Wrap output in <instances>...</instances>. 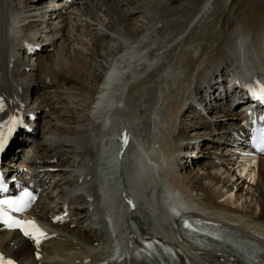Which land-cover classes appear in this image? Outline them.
Returning <instances> with one entry per match:
<instances>
[{
    "label": "bare ground",
    "instance_id": "bare-ground-1",
    "mask_svg": "<svg viewBox=\"0 0 264 264\" xmlns=\"http://www.w3.org/2000/svg\"><path fill=\"white\" fill-rule=\"evenodd\" d=\"M174 1L178 5L168 9ZM215 1L202 0L193 16L186 12L189 23L183 26L178 41L166 39L165 32V37L149 50V59L140 62L139 67L129 64L130 69L128 64L124 68L121 65L123 59L120 58L125 57L123 52L126 51L122 49L131 48L133 40L143 38L139 36L142 29H146L143 26L147 27L157 13H164L163 10H169L168 19L181 22L184 20L182 15L170 16L179 14V9L185 7L187 11L194 0H78L71 12L58 13L57 19L48 26L38 22L33 4L22 0H0V97L5 112L7 115L15 113L17 97H22L25 90L31 89L28 109L42 118L41 126L49 131L48 135L37 134V139L21 147L16 155L10 152L9 157L15 161L8 169L18 172L23 167V175L31 174L37 179L52 177L53 173L59 204L66 199L69 203L82 205L79 201L81 196L87 199L90 206L87 209L81 206V215L70 213L66 224H52L48 215L54 211L55 204L52 205L51 197L40 196L27 211L29 217L42 222L47 230V238L38 248L40 258L36 259L34 252L37 248L31 241L19 236L16 231L4 229H0L1 253L20 264L127 262V254H130L128 217L141 223L146 234H169L164 223L168 215L155 201L162 198L165 179L189 198L194 209L206 216L216 217L217 221L240 233L258 232L264 235V176L261 178L258 173L259 168L264 167V157L257 162L256 168L248 170L245 175L256 187L261 185V192L253 196L254 203L259 206V211L254 212L243 209V205L241 208L231 206L238 200L235 196L240 188L235 173L237 170L239 174L244 173L250 162L237 163L234 172L232 163L228 161L233 159L232 153L214 156L215 160L207 159L208 155L201 154L202 148L192 144L195 134L196 139L204 136L211 143L221 142L219 133H224L226 127L235 124V112L225 105L229 91L215 83L218 74L222 77L232 65L237 68L241 63L243 66L251 63L256 72L264 74V0H245L244 5H236L229 10V27L224 31L223 39L217 40L218 46L213 49V54L205 55L203 51L194 57L189 55L185 59L187 64L180 63V73L177 72L179 63L170 66L177 59L178 42H187L184 33L190 32L210 13ZM139 2H143L142 6L138 5ZM121 4L123 7H120ZM111 11L116 13L117 18L113 16L108 23L111 16L107 15L108 21L104 23L102 16ZM140 11L142 13L135 19ZM49 14L52 13H48L46 18H50ZM40 35L51 36L48 39L38 38L37 42L51 43L52 49L47 53L42 50L41 54L33 56V60H23L20 56L23 44ZM104 39L115 40L108 52L103 49ZM74 48L76 51L70 62L71 49ZM182 50L178 54L183 53L186 57L187 51ZM63 51L68 54L63 55ZM240 53L245 58H237ZM41 55L42 60L38 58ZM126 60L125 57L124 62ZM113 74L114 79L109 81L108 76ZM204 79L208 85L205 88L206 97L201 93L205 86L200 82ZM167 87L169 91L166 92ZM192 91L199 97L204 113L190 106L189 112L182 115L181 107L190 105ZM181 116L184 117L181 119ZM225 119L227 122L223 123ZM134 140L141 146L146 162L151 161L158 170L157 176L147 178L148 175L134 173ZM178 145L184 147L188 156L196 157L198 163L195 162L194 166H198V172L189 171L187 176L186 169L191 170L189 167L193 162L177 154ZM219 146L217 143L216 151ZM226 150H230L229 145H226ZM22 156L24 158H20ZM173 156V170L164 168V163ZM234 158L238 160L237 156ZM199 168L202 170L199 171ZM35 171L37 173L34 174ZM191 180L194 181L193 187L189 184ZM205 180L213 183L207 186ZM233 186L237 187L235 191ZM99 191L106 194V202L101 204L104 213L110 214L111 218L110 230L97 222L101 236L79 222L86 211L101 218L96 216L101 214ZM193 191L197 192L194 194ZM152 198L153 203H150ZM216 198H222L223 202L218 203ZM126 199H131L135 205L130 207ZM155 206L163 217V220L158 219L161 221H158V227L151 224L149 218V214L156 211ZM151 219L156 220L154 217ZM147 223L148 228L145 227ZM69 224L75 226L69 228ZM173 238L180 243L182 256L191 258L193 264H216L206 259L210 252H203V256L197 248L185 246L177 236Z\"/></svg>",
    "mask_w": 264,
    "mask_h": 264
},
{
    "label": "rangeland",
    "instance_id": "rangeland-1",
    "mask_svg": "<svg viewBox=\"0 0 264 264\" xmlns=\"http://www.w3.org/2000/svg\"><path fill=\"white\" fill-rule=\"evenodd\" d=\"M123 1H125V0H123ZM137 1H139V0H134V2H137ZM246 1L245 0H216L212 4V8H210V13L207 14L206 17L204 16L201 19V22H198V24L196 26L192 27L190 29L191 30L190 32H187L186 31L184 33L185 36L187 35L186 37L184 36L187 42H184V43L183 42H178L179 45L177 47V51H176V55H175L177 59H175V63L174 64H170V66H173V65L175 66V65H177L179 63V67L177 69V72L180 73L181 70H182V67H180V63L182 62V65L183 64L185 65V63H186L185 59L188 58L189 55H192L194 57L195 55L200 54L203 51L205 52V55L213 54L212 53L213 52V49L216 46H218L217 40L218 39H223L224 31L229 27V22H228V19H227L229 10L232 7L236 6V5H240V6L241 5H244ZM201 2H202V0H194V2L192 4L188 5V10L187 11L185 10L186 9V7H185V8L179 9V12H180L179 14L173 15V17L170 16L171 18H175V17H177L179 15H182L183 16L182 18H184V20H182L181 22H178V23H176L175 20H171V19H168L167 18L168 17L167 15H169V10H167V11L163 10L164 11V13L162 12L163 14H160L159 13V15H158V13H157L154 16L155 18H153L151 20V22H149L146 25L147 27H144L143 26V28H146V29H144V30L142 29V33L139 34V36H141V37L143 36V38L133 40L131 42L132 43V47L134 45L133 48L132 47L130 48L129 46H127V47H124L122 49V50H125L126 49V51H124L123 53L125 54V57L127 59L126 60L127 62H124L125 61V57L124 58L123 57L120 58V59H123V61L121 62L122 63L121 65H123V68H124V65L125 64L126 65L128 64L127 66L130 69H131V67H130L129 64H131L132 66H135V67H139L141 65V63L147 61L149 59V57H148L149 50L154 46V43H156L157 41H159L160 39H162V37H165V36H163V34L165 32H167V35H168V36L166 35V39H169V40L176 39L175 41H178L177 40V37L179 36V33H181V31L183 30L182 29L183 26L184 25H187L189 23L188 20H187V18H188L187 17V13H190V16H193L196 13L197 8L201 4ZM221 2H223V3H221ZM142 3L143 2H139L138 5L139 6H142ZM148 3L149 2H147V4ZM109 5L110 4L108 3V6ZM177 5H178V2L174 1L167 8L169 9L170 7H173V6L175 7ZM126 6H128L127 3H126ZM120 7H123V4H121ZM146 12L147 11H145V13ZM141 13H142L141 11L138 12L137 16H135V19H137L138 16H140ZM217 13H218V15H217ZM235 13H237V11H235ZM115 14L116 13H114V11H111L110 14H106V16H105L106 18L104 16H102L103 18L102 17L101 18H102V20H104L103 22L105 23V22L108 21V19H111L113 16H114V19H116L117 18V15H115ZM107 15L108 16L110 15L111 17H108ZM160 16H163L164 18H161ZM107 17H108V19H107ZM111 21H112V19L108 23H110ZM128 22H130V21H128ZM188 36H189V38H188ZM193 39H199V41H193L192 42ZM114 41H115L114 39H109V40L104 39V43H102L103 44L104 52H108L109 49H112L111 47H113L112 45L114 44L113 43ZM142 41H144V44H142L143 43ZM104 44L106 45V47L104 46ZM188 46H190V47H188ZM184 47H186V49L182 50ZM192 47H194V48H192ZM200 48H204V49L200 50ZM103 49L101 50V52L103 51ZM181 50L182 51H187L188 55L186 57H185V55L183 53L179 55L178 53L181 52ZM71 51H72V55L70 57V62H72V59L71 58L74 56L76 49L75 48L74 49H71ZM67 54H68L67 51H63V55H67ZM132 58H134V59H132ZM39 59L42 60V57L40 56ZM165 61H166V59H165ZM111 63L113 65V61ZM45 66H46V64L43 65L42 70L44 69ZM162 66H164L163 63H162ZM120 68H122V66ZM120 68H118V69H120ZM167 68H169V67H167ZM107 71H109V70H107ZM134 78H137L138 81L141 80L140 77H134ZM169 78H170V76H169ZM168 91H169V89H168ZM34 102H37V100L34 101ZM216 104H219V103H216ZM219 106H221V104H219ZM35 107H36V103L34 105V108ZM60 109H61V107H60ZM33 113H35V111H33ZM56 113H58V111H56ZM56 117L57 118H60L58 115H56ZM183 117L184 116H181V119ZM196 121H197V119H196ZM182 125H183V121H182ZM203 131H205V130H203ZM189 132L190 131H187V133H189ZM45 134L48 135L49 134V131L45 132ZM185 134H186V130H185ZM177 136H179V135H177ZM196 137H197V134L193 135L192 136V140H196ZM177 141L178 142L180 141L179 137H178ZM209 141H210L209 139L204 138L203 141L199 143V148H202L203 153L206 154V155L207 154L210 155L211 158H212V160H213V155L215 156V152H218V154H216L217 156H220L221 155L220 149L222 148V146H219L218 151H216L215 147H216L217 143H211V141L210 142ZM219 152H220V154H219ZM98 157H99V155H98ZM20 158H24V157L22 156ZM195 158L196 157H194V158L193 157H190L189 158V161H191L193 163H191V165L189 167V168H191V170L190 169H186V173L189 172V171L198 172V168H197L198 166H194L195 165V162L198 163V160H196ZM184 159H186V158H184ZM70 160L71 159L68 158V162H70ZM181 161H182V159H181ZM98 163L101 164L100 163V160L98 161ZM109 168L111 169L112 167H109ZM201 170H202V168H199V171H201ZM258 173H259V176H261V178H262L264 176V167H260ZM187 176H189V174ZM261 178L259 179L260 183H261ZM193 183H194V181L191 180L190 183H189V184L192 185L191 187H193V185H194ZM205 183H206L207 186H210V184H212L213 181L211 183L209 181L208 182L206 181ZM237 183H238V186H240V188L236 191V196L235 197H237V199L239 200V202H238V200H236L235 204L234 203H232V204L230 203L231 206L238 205V206H240L239 208H241V205H243V207H242L243 209H248V210L251 209L254 212H258L259 211V206L254 203L255 197H253V196H255L258 192H261L260 191L261 185L259 187H256L255 184L248 183L245 180L238 181ZM247 184H248V186H251V187L249 188L247 186ZM236 185L237 184H235V186ZM217 186H219V185L217 184ZM235 186H233V189H234L233 191H235V189L237 188ZM262 188L264 189L263 186H262ZM196 192L197 191H195L194 194ZM116 197H117V195H116ZM207 197H208V195H207ZM79 198H80V200L82 199V197H79ZM209 199H210V197H209ZM222 200H223L222 198H218V199L216 198L215 201H217L218 203H221V202H223ZM81 202L82 201H80V203ZM82 205H84V203Z\"/></svg>",
    "mask_w": 264,
    "mask_h": 264
},
{
    "label": "snow or ice",
    "instance_id": "snow-or-ice-1",
    "mask_svg": "<svg viewBox=\"0 0 264 264\" xmlns=\"http://www.w3.org/2000/svg\"><path fill=\"white\" fill-rule=\"evenodd\" d=\"M253 95H256V93H253ZM257 98L261 103H264V87L259 89ZM3 107V104L0 103V111H3ZM21 126L22 121L16 116H9L8 120L0 123V151L4 150L11 134ZM253 145L257 148V151H264V129L260 130L258 137H253ZM4 191H6L5 185L0 180V192ZM34 199L35 197L32 192L26 188L19 195L0 198V229L18 231L23 238L31 241L37 248L36 259H39L38 248L41 241L47 238L46 233L34 220H21L13 215V213L20 214L25 212ZM185 227H189V225L185 223ZM0 264H16V262L12 258L0 253Z\"/></svg>",
    "mask_w": 264,
    "mask_h": 264
}]
</instances>
